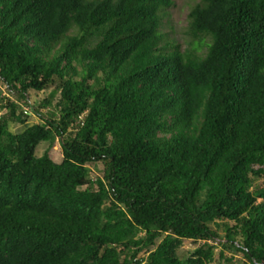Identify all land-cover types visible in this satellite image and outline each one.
<instances>
[{
	"label": "trees",
	"instance_id": "1",
	"mask_svg": "<svg viewBox=\"0 0 264 264\" xmlns=\"http://www.w3.org/2000/svg\"><path fill=\"white\" fill-rule=\"evenodd\" d=\"M173 3L0 0V264H264V0Z\"/></svg>",
	"mask_w": 264,
	"mask_h": 264
},
{
	"label": "rangeland",
	"instance_id": "2",
	"mask_svg": "<svg viewBox=\"0 0 264 264\" xmlns=\"http://www.w3.org/2000/svg\"><path fill=\"white\" fill-rule=\"evenodd\" d=\"M198 1L199 0H173L174 3L169 7L167 11L168 14L164 18L163 30L165 32H168V34L171 37L175 38L181 44L182 47L185 46L186 40L188 39V37L185 35V32H184L186 28V24H187V14L190 8ZM52 89L53 88L50 87L49 89L40 91L38 93V101L46 97L48 93L51 92ZM0 91L2 95H7L6 89L1 83H0ZM10 97L15 98L14 95H10ZM24 108L28 110L27 106H24ZM42 110L46 112L47 108H42ZM36 121H38V118L31 114L27 122L32 123ZM11 128L14 131H18L19 129L23 128V125L16 123V124H12ZM45 149H48V153L50 157L55 162H60L62 160V152H61V148H60L58 141H54V143H52L51 145H48V143L41 142L37 148V154L38 155L42 154ZM89 166L91 169L90 177L92 179L95 178V176L102 174L101 165H99L98 163H90ZM200 243H202V241L193 243L190 240H184L182 242V245L178 249V253L180 255H184L187 253V251L194 249ZM219 248L220 247L217 246L215 249L216 261L218 258L217 252ZM225 254L229 255L230 253L226 251ZM140 256H145V254L141 252ZM240 260H242V258L239 255H234V262L236 264H238ZM211 264H214V263H211ZM223 264H228V263L223 262Z\"/></svg>",
	"mask_w": 264,
	"mask_h": 264
}]
</instances>
